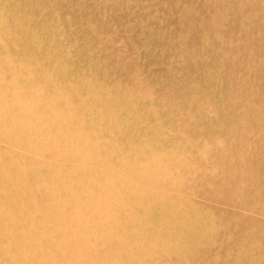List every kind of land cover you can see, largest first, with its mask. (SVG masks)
I'll use <instances>...</instances> for the list:
<instances>
[{"label": "clouds", "instance_id": "1", "mask_svg": "<svg viewBox=\"0 0 264 264\" xmlns=\"http://www.w3.org/2000/svg\"><path fill=\"white\" fill-rule=\"evenodd\" d=\"M0 264H264V0H0Z\"/></svg>", "mask_w": 264, "mask_h": 264}]
</instances>
